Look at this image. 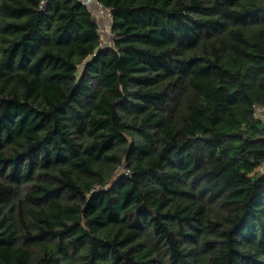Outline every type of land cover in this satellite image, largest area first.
<instances>
[{
	"label": "trees",
	"instance_id": "1",
	"mask_svg": "<svg viewBox=\"0 0 264 264\" xmlns=\"http://www.w3.org/2000/svg\"><path fill=\"white\" fill-rule=\"evenodd\" d=\"M0 0V264H264V0Z\"/></svg>",
	"mask_w": 264,
	"mask_h": 264
},
{
	"label": "rangeland",
	"instance_id": "2",
	"mask_svg": "<svg viewBox=\"0 0 264 264\" xmlns=\"http://www.w3.org/2000/svg\"><path fill=\"white\" fill-rule=\"evenodd\" d=\"M94 14L99 23L101 34H102V45L104 47L110 46L112 42L111 36V17L109 13L101 8H96Z\"/></svg>",
	"mask_w": 264,
	"mask_h": 264
},
{
	"label": "built area",
	"instance_id": "3",
	"mask_svg": "<svg viewBox=\"0 0 264 264\" xmlns=\"http://www.w3.org/2000/svg\"><path fill=\"white\" fill-rule=\"evenodd\" d=\"M47 0L43 1V4H45ZM80 2L86 6L89 7L92 11H95L96 8H101L105 10L100 3H98L97 0H80ZM106 11V10H105ZM110 15V14H109ZM111 17V16H110ZM255 117L259 119H264V107H257L255 106Z\"/></svg>",
	"mask_w": 264,
	"mask_h": 264
}]
</instances>
